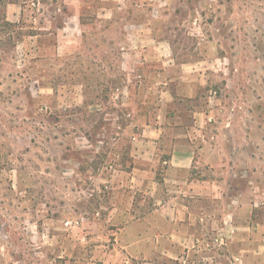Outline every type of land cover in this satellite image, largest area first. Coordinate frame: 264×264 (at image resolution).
Masks as SVG:
<instances>
[{"label":"rangeland","instance_id":"374dc122","mask_svg":"<svg viewBox=\"0 0 264 264\" xmlns=\"http://www.w3.org/2000/svg\"><path fill=\"white\" fill-rule=\"evenodd\" d=\"M187 66L264 193V0H0V264H103L114 170Z\"/></svg>","mask_w":264,"mask_h":264},{"label":"crops","instance_id":"0c3cea01","mask_svg":"<svg viewBox=\"0 0 264 264\" xmlns=\"http://www.w3.org/2000/svg\"><path fill=\"white\" fill-rule=\"evenodd\" d=\"M184 69L185 91H163L156 119L130 140L129 166L114 170L105 221L116 229L102 235L103 264H264V193L235 176L247 154L210 140L214 110L199 93L207 70ZM218 237L225 248H208Z\"/></svg>","mask_w":264,"mask_h":264},{"label":"trees","instance_id":"16d2710c","mask_svg":"<svg viewBox=\"0 0 264 264\" xmlns=\"http://www.w3.org/2000/svg\"><path fill=\"white\" fill-rule=\"evenodd\" d=\"M13 1H18V0H13ZM8 4V3H7ZM10 4V3H9ZM5 26H7L8 28H16V29H18V28H22V23H16V24H12V23H10V22H5ZM15 37L16 36H13V40L15 39Z\"/></svg>","mask_w":264,"mask_h":264},{"label":"built area","instance_id":"2783aa9c","mask_svg":"<svg viewBox=\"0 0 264 264\" xmlns=\"http://www.w3.org/2000/svg\"><path fill=\"white\" fill-rule=\"evenodd\" d=\"M216 242L217 243H221V244H224V240H223V238H218V239H216Z\"/></svg>","mask_w":264,"mask_h":264}]
</instances>
